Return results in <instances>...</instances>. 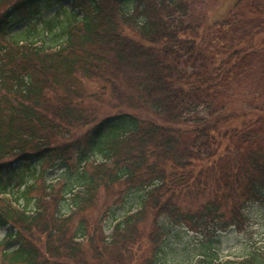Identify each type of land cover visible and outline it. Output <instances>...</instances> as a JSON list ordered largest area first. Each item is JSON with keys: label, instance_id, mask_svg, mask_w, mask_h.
I'll return each mask as SVG.
<instances>
[{"label": "trees", "instance_id": "trees-1", "mask_svg": "<svg viewBox=\"0 0 264 264\" xmlns=\"http://www.w3.org/2000/svg\"><path fill=\"white\" fill-rule=\"evenodd\" d=\"M263 94L264 0H0L2 264H166L168 225L264 264L216 246L264 208Z\"/></svg>", "mask_w": 264, "mask_h": 264}, {"label": "rangeland", "instance_id": "rangeland-1", "mask_svg": "<svg viewBox=\"0 0 264 264\" xmlns=\"http://www.w3.org/2000/svg\"><path fill=\"white\" fill-rule=\"evenodd\" d=\"M63 8L69 9L70 4L65 3ZM39 12V14H34L30 19L21 21V23H19L15 29L13 28V32H22L24 29H26L27 24H31L39 18L49 19L53 14L57 13L63 16V9L59 8L57 5H51V7L41 6ZM254 86V81L252 79L241 81L238 85H236V89L232 94V103L235 106H240V104L251 102L253 100V94L257 90V88H254ZM262 100H264V98ZM261 102V99L258 100V103ZM251 105H255V103H250L249 106ZM51 177L57 178L58 174L55 172L53 175H51ZM51 177L49 179H52ZM102 203L103 199H101L99 206L93 211L91 215L92 219H95L99 216V208ZM124 212V209H121L116 212V216L120 217L122 214H124ZM246 212L250 221L249 226L243 233L230 230L229 232L221 234L218 237L220 242L216 246L220 248V258L223 261L244 257L249 252V247L251 245L260 244V241L262 240V233L264 232V208L259 204L251 205L247 208ZM151 218V216H147V220L143 224V227L146 231L149 229V225L152 222ZM167 229L168 233L166 241L163 244V262L166 264H195V256L198 253V237H196L192 232L189 233L183 227H173L168 225ZM106 233H110V228H108V226H106ZM6 234L7 229H0V264H2L3 252L10 251L14 247L13 245L5 249L1 243ZM146 243L149 245L148 241H143L142 244ZM140 250L146 252L145 246H143V248Z\"/></svg>", "mask_w": 264, "mask_h": 264}]
</instances>
